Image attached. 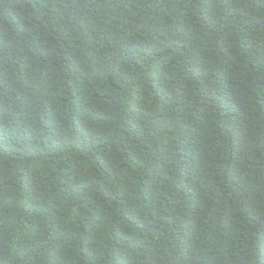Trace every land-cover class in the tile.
<instances>
[{
	"label": "trees",
	"instance_id": "16d2710c",
	"mask_svg": "<svg viewBox=\"0 0 264 264\" xmlns=\"http://www.w3.org/2000/svg\"><path fill=\"white\" fill-rule=\"evenodd\" d=\"M0 264H264V0H0Z\"/></svg>",
	"mask_w": 264,
	"mask_h": 264
}]
</instances>
